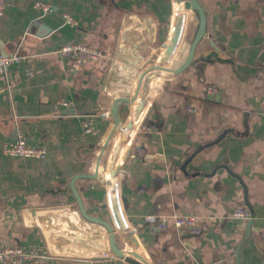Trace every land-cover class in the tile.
<instances>
[{
  "label": "crops",
  "instance_id": "0c3cea01",
  "mask_svg": "<svg viewBox=\"0 0 264 264\" xmlns=\"http://www.w3.org/2000/svg\"><path fill=\"white\" fill-rule=\"evenodd\" d=\"M5 1L0 55L29 58L0 75V248L20 245L45 256L26 264H128L111 252L101 226L81 218L70 182L94 172L113 128V106L131 99L144 70L160 64L176 24L182 32L165 66L184 62L197 16L176 0ZM36 1L54 11L42 14ZM198 2L206 32L192 64L177 74L147 73L136 100L119 108L123 123L144 102L114 157L128 227L116 230V243L149 264H235L247 221L230 214L244 199L263 212L264 0ZM75 43L113 62L101 68L58 53ZM211 86L216 91L207 93ZM212 94L218 98L209 100ZM88 118L95 135L83 132ZM18 137L45 148L46 157L4 155L3 145ZM119 137L112 136L98 177L76 183L86 211L111 223L106 169ZM148 215L193 216L201 232H179L171 224L159 231L144 223ZM256 220L261 225L240 249V264H264V219Z\"/></svg>",
  "mask_w": 264,
  "mask_h": 264
},
{
  "label": "water",
  "instance_id": "95a60500",
  "mask_svg": "<svg viewBox=\"0 0 264 264\" xmlns=\"http://www.w3.org/2000/svg\"><path fill=\"white\" fill-rule=\"evenodd\" d=\"M176 1L179 3H182L186 10H190L191 12L196 14L197 19H198V25H197L196 31L193 35V38L191 40V43L189 44L187 56H186L184 62L180 66H177V67L165 66V64L168 63V61L171 59L170 57L175 50V47L178 43V39H179L181 32H182V29H181L180 34H177L176 29L178 30L179 25L176 24L175 29L173 30L172 35L169 39L168 46H166L165 51L161 55L160 64L152 66V67L144 70L143 74H141V76L139 77L138 83H137L136 88H135L134 96L131 99L123 98V99L119 100L113 106L112 111L110 113V115L113 118V128H112L108 138L106 139V142L103 144L102 148L100 149V151L98 153L96 163H95L94 172L92 174L76 175L71 179V182H70V190H71V193H72V195L76 201V210L78 211L81 218L88 223L101 226L106 231V233L108 234V242H109V248H110L111 252L115 256H117L118 258L127 262L128 264H149V263L146 262L140 255H138L135 252H133V254H132L133 257L128 256L127 254L124 253L123 250H121L118 247V245L116 243V236H115L116 230L126 232L128 230V227L126 226L127 224L125 222V219H124L122 211H121V207L119 205V197H118V177H119L118 174H119V170H116V167L114 166V157L116 155H120V153H119L120 146L122 144L124 146L125 142L130 138L132 131H133V128L135 127V125L139 121V117H140L141 111H142L141 109L143 108L144 102H139L137 105L138 108H137V110H135L134 114H132L129 118H127L126 121L123 123H120L119 108L121 105H124V104L127 105L130 103H133L136 100V97L139 94L143 79L147 73L152 72V71H165V72L177 74V73L183 72L186 68H188L192 64L196 46L202 40V38L205 36L206 13H205L204 9L202 8V6L200 5V3L198 2V0H176ZM178 20H180V18ZM175 23H176V21H175ZM207 98L209 100H214V99H217L218 96L212 94V95H208ZM116 132H119V134H120L119 138L120 139L114 145V148L112 151L111 161H110V163L106 169L107 176H108V179H107L108 199H109V202L111 205L112 217H113V222L111 223V222H108V221L103 220L101 218L94 217L86 211L84 204L82 202V199H81V197L77 191L76 183L79 180H83V179L94 180L98 177V172H100V170L102 169V167L99 165L100 161H101V157L103 156L104 152L106 151L107 146H108L112 136ZM157 158H159V156H157ZM244 204L251 214V219L246 222L245 228H244L243 238L239 242L237 249L235 251V254H234L235 264H240V249L242 248L244 243L250 238L251 233H252V228L258 227L261 225V222L259 223L258 222L259 220H256V219H264V204L262 207L263 212H261V213L256 208V206L252 207V206L248 205V203L245 201V199H244Z\"/></svg>",
  "mask_w": 264,
  "mask_h": 264
},
{
  "label": "built area",
  "instance_id": "2783aa9c",
  "mask_svg": "<svg viewBox=\"0 0 264 264\" xmlns=\"http://www.w3.org/2000/svg\"><path fill=\"white\" fill-rule=\"evenodd\" d=\"M33 7L39 10L42 14H50L54 11L53 6L45 1H36ZM5 8L6 1L0 0V18L4 14ZM63 18L67 24H76L75 20L69 15H63ZM58 53L82 64H96L101 68L108 67L113 62V58L109 54H106L95 47L81 43L64 45L58 50ZM28 58V56L21 55H0V75L5 74L10 65L17 64ZM215 91L216 88L212 86L207 88V93H214ZM60 105L68 107L69 103L61 102ZM82 129L86 135H95L97 133V129L94 125V118L84 120L82 122ZM2 152L4 155L9 157H20L26 159H44L47 154L45 148L33 146L22 137H18L14 141L5 143L3 145ZM138 152L141 153V150ZM230 216L240 222H246L251 219V214L245 206L235 207ZM143 220L144 223L155 226L159 231L168 229L171 224V227L179 232H189L194 235H198L201 232V227L198 225L197 219L193 216L174 215L171 221H168L165 217L148 215L145 216ZM44 258L45 256L40 254L34 248H26L20 245L0 248V264H26Z\"/></svg>",
  "mask_w": 264,
  "mask_h": 264
},
{
  "label": "rangeland",
  "instance_id": "374dc122",
  "mask_svg": "<svg viewBox=\"0 0 264 264\" xmlns=\"http://www.w3.org/2000/svg\"><path fill=\"white\" fill-rule=\"evenodd\" d=\"M159 62H160V60H159ZM124 68L126 69L127 67H124ZM125 69H124V70H125ZM122 77H123V79H125L127 76H125V75H122ZM130 77H131V76H130V75H128V80H129V78H130ZM128 80H126V81L128 82ZM127 82H126V83H127ZM140 91H141V88H140ZM59 238H62V237H59Z\"/></svg>",
  "mask_w": 264,
  "mask_h": 264
}]
</instances>
